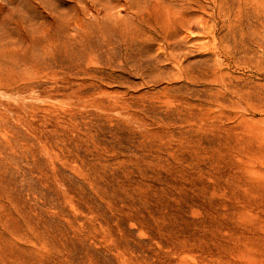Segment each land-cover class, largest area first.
<instances>
[{"label": "rangeland", "instance_id": "obj_1", "mask_svg": "<svg viewBox=\"0 0 264 264\" xmlns=\"http://www.w3.org/2000/svg\"><path fill=\"white\" fill-rule=\"evenodd\" d=\"M0 264H264V0H0Z\"/></svg>", "mask_w": 264, "mask_h": 264}]
</instances>
